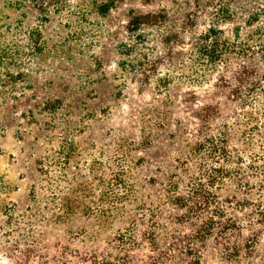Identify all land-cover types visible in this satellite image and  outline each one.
<instances>
[{"label":"rangeland","instance_id":"1","mask_svg":"<svg viewBox=\"0 0 264 264\" xmlns=\"http://www.w3.org/2000/svg\"><path fill=\"white\" fill-rule=\"evenodd\" d=\"M0 264H264V0H0Z\"/></svg>","mask_w":264,"mask_h":264},{"label":"trees","instance_id":"2","mask_svg":"<svg viewBox=\"0 0 264 264\" xmlns=\"http://www.w3.org/2000/svg\"><path fill=\"white\" fill-rule=\"evenodd\" d=\"M107 11H108V6L107 5L101 7V12H107ZM53 105H54L53 106L54 108H51L50 110H55L58 107H60V105H61L60 100L55 101Z\"/></svg>","mask_w":264,"mask_h":264}]
</instances>
